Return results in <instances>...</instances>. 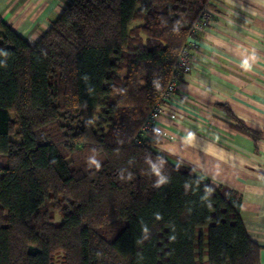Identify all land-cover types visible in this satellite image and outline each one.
<instances>
[{
	"label": "trees",
	"instance_id": "trees-1",
	"mask_svg": "<svg viewBox=\"0 0 264 264\" xmlns=\"http://www.w3.org/2000/svg\"><path fill=\"white\" fill-rule=\"evenodd\" d=\"M210 1L71 0L34 43L0 17V264H261L241 194L138 136Z\"/></svg>",
	"mask_w": 264,
	"mask_h": 264
},
{
	"label": "crops",
	"instance_id": "crops-1",
	"mask_svg": "<svg viewBox=\"0 0 264 264\" xmlns=\"http://www.w3.org/2000/svg\"><path fill=\"white\" fill-rule=\"evenodd\" d=\"M71 0H0V17L31 43ZM210 21L192 38V65L146 137L213 187L241 194L240 216L264 264V0H211ZM236 119L261 132L243 134Z\"/></svg>",
	"mask_w": 264,
	"mask_h": 264
},
{
	"label": "built area",
	"instance_id": "built-area-1",
	"mask_svg": "<svg viewBox=\"0 0 264 264\" xmlns=\"http://www.w3.org/2000/svg\"><path fill=\"white\" fill-rule=\"evenodd\" d=\"M211 17L212 13L208 9L205 10L202 16L204 22L197 21L194 24L193 32H198L203 29L206 24L210 21ZM192 38L193 37H190L188 44H185L181 48L176 58L168 83L160 97V100L156 102L147 113L141 125L140 133L138 136L143 135L146 137L149 134L163 133V129L159 121L163 116L169 115L170 111L167 108V104L174 99V95L180 79L186 75L192 65V56L190 50L191 45L193 44ZM138 136L134 138L135 143H139L140 141Z\"/></svg>",
	"mask_w": 264,
	"mask_h": 264
},
{
	"label": "rangeland",
	"instance_id": "rangeland-1",
	"mask_svg": "<svg viewBox=\"0 0 264 264\" xmlns=\"http://www.w3.org/2000/svg\"><path fill=\"white\" fill-rule=\"evenodd\" d=\"M148 1H149V0H140L139 5L144 4V3L148 2ZM137 23H138V21H136L134 24H137ZM55 219H56V221H60V220H62V217L60 216V214H59L58 212L55 214ZM200 232H204V233H205V232H206L205 228H202V229L200 230ZM54 264H63V263H62V258H61L60 255H57V256L55 257Z\"/></svg>",
	"mask_w": 264,
	"mask_h": 264
}]
</instances>
